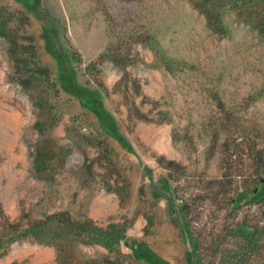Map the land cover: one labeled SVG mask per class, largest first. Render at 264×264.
Returning <instances> with one entry per match:
<instances>
[{"label": "rangeland", "instance_id": "obj_1", "mask_svg": "<svg viewBox=\"0 0 264 264\" xmlns=\"http://www.w3.org/2000/svg\"><path fill=\"white\" fill-rule=\"evenodd\" d=\"M193 3L0 0V264H264V23Z\"/></svg>", "mask_w": 264, "mask_h": 264}, {"label": "trees", "instance_id": "obj_2", "mask_svg": "<svg viewBox=\"0 0 264 264\" xmlns=\"http://www.w3.org/2000/svg\"><path fill=\"white\" fill-rule=\"evenodd\" d=\"M193 4L195 7H198V11L203 13L209 27L214 28L215 32L219 34L224 33L225 29L221 23L218 21V16L216 15L215 11H217L220 6H226L228 9H231L233 12H236L245 23H256L259 25L260 23H264V0H193ZM213 26V27H212ZM91 66V65H90ZM264 196H258V202H263ZM46 222L40 223L35 227H30L24 229L20 233V237L26 235H33L36 239L40 240L39 242L48 243L49 240H45L47 235L49 237H53L56 234V230L54 229V225L61 222L58 214L47 216ZM67 228H69L68 233L70 236H77L80 235L81 228L80 224L76 222L74 224L69 219L66 220ZM91 232H95L97 237L94 242L102 243L99 240V237L103 236V233L96 232L95 229L92 227L90 228ZM232 235L235 237H239L240 242L238 247L233 251H228L229 255L227 256V260L231 263L235 262L236 264H240L241 262L245 261L250 255L255 253L256 249L260 243V234L258 229H240V230H233ZM56 244V243H54ZM103 245L108 249L111 248L109 243H103ZM128 247H130L128 245ZM136 253V251L132 250ZM108 264H129L126 261L119 262L118 260H111L108 261Z\"/></svg>", "mask_w": 264, "mask_h": 264}, {"label": "bare ground", "instance_id": "obj_3", "mask_svg": "<svg viewBox=\"0 0 264 264\" xmlns=\"http://www.w3.org/2000/svg\"><path fill=\"white\" fill-rule=\"evenodd\" d=\"M6 114V113H5ZM10 125V124H9Z\"/></svg>", "mask_w": 264, "mask_h": 264}]
</instances>
